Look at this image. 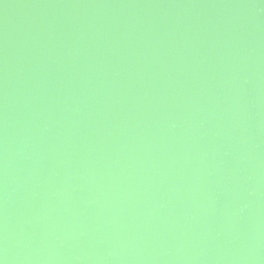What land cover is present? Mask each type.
Wrapping results in <instances>:
<instances>
[{"label":"water","instance_id":"1","mask_svg":"<svg viewBox=\"0 0 264 264\" xmlns=\"http://www.w3.org/2000/svg\"><path fill=\"white\" fill-rule=\"evenodd\" d=\"M0 264H264V0H0Z\"/></svg>","mask_w":264,"mask_h":264}]
</instances>
